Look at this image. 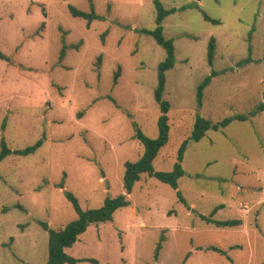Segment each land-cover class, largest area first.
Masks as SVG:
<instances>
[{"label": "rangeland", "instance_id": "rangeland-1", "mask_svg": "<svg viewBox=\"0 0 264 264\" xmlns=\"http://www.w3.org/2000/svg\"><path fill=\"white\" fill-rule=\"evenodd\" d=\"M160 1L176 10L163 22L176 60L165 73L170 138L153 165L171 171L198 116L216 123L264 103V0ZM72 6H94L101 19L88 26ZM156 18L153 0H0V153L3 141L12 151L0 162V264H48L41 223L77 220L68 192L83 211L125 193L127 163L144 152L138 130L159 135L155 91L167 53L145 32ZM183 167L178 189L142 174L129 204L66 251L77 264H264V110L190 141ZM216 207L213 218L242 225L200 217Z\"/></svg>", "mask_w": 264, "mask_h": 264}, {"label": "trees", "instance_id": "trees-1", "mask_svg": "<svg viewBox=\"0 0 264 264\" xmlns=\"http://www.w3.org/2000/svg\"><path fill=\"white\" fill-rule=\"evenodd\" d=\"M155 7L157 9V18H156V28L151 31H145L148 34H151L156 41L166 49V58L159 65L158 73V86L155 91V99L160 105V116L158 119V128L159 135L157 138H152L147 136L141 129L138 130L137 137L144 146V152L141 158L134 163H127V170L124 177V187L125 193L118 195L116 198L108 197L105 201L103 207L99 209H92L83 211L80 207L77 197L68 192L67 196L69 200L73 203L76 208V211L79 214L77 220L64 225L60 228H50L47 223L42 222L41 224L45 229L49 231V245H48V264H77L79 259L70 255L66 249L75 244L80 235L85 233L89 226L93 223H101L110 221L113 219L114 212L123 206L129 204L128 194L133 191L134 185L137 181L141 179L142 174H148L150 176L156 177L160 181L171 185L174 189L179 188V179L185 175V169L183 167V160L185 150L190 141H200L209 130H222L225 129L229 124L234 120L245 121L250 117L257 115L259 112L264 110V103L259 107L258 110L254 111L250 116L246 115H236L234 117H227L219 122H212L209 119L203 118L201 116L197 117L193 132L191 136L186 139L178 153L177 161L174 165V168L171 171H161L156 170L153 163L160 150L168 143L170 138V118L169 111L171 104L169 101L164 99V91L166 86V71L172 69L175 65L176 60V49L175 44L172 39H168L164 35L163 22L165 18L174 13L175 9H167L160 0H153ZM71 11L74 16L82 17L88 20V26L91 25L93 20L101 19L94 11V6H92V12L86 13L77 9L76 7H71ZM205 18L214 23H220L219 20L213 19L207 14ZM67 46H64L61 51V59L66 57ZM216 51V38L212 37L208 46V62L210 65L214 63V56ZM0 58L7 59V56L0 51ZM214 73V72H213ZM119 73H116L115 79L117 81ZM212 76L207 77L199 86L198 97H199V107H202L203 104V93L205 88L210 84ZM42 141H40L36 146L26 149L24 152L28 153L34 151ZM11 149L8 147L5 141L2 142V150L0 153V162L11 153ZM180 194V193H179ZM223 207V206H221ZM220 207H216L210 215L200 214V217L205 220L207 223H212L219 228H234L242 225V219H225L217 220L213 218ZM165 241V236L162 235L160 242L158 243L155 255L159 256L160 250L163 247V242ZM208 249L220 252L222 254H227L226 251L217 247L210 246ZM230 258V257H229Z\"/></svg>", "mask_w": 264, "mask_h": 264}]
</instances>
